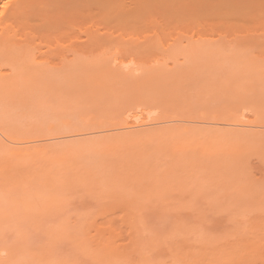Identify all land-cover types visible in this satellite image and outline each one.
<instances>
[{
    "label": "rangeland",
    "instance_id": "rangeland-1",
    "mask_svg": "<svg viewBox=\"0 0 264 264\" xmlns=\"http://www.w3.org/2000/svg\"><path fill=\"white\" fill-rule=\"evenodd\" d=\"M83 4H87L88 7H91L90 3ZM115 4L116 6H118L120 17L122 16L121 18L119 16L118 17L124 24V27L127 26V28L122 27L117 30V27H120L121 25L123 26L122 23H119L121 21L117 20L118 17L117 19L115 18L116 20L113 19V17H109L111 20L115 21V24H112V26L111 24H108L112 21H107L108 19L104 18H102V21H100L101 18L100 20H97L98 24L96 25L99 26L100 24L101 27L107 28L108 30L110 28L109 31H111V29L114 30V32L117 33L116 34L111 31L114 35H119L122 33H128V35H132L133 33V36H136L135 34H138L137 36H139L138 38L140 40L146 39L144 37L148 35V39L150 40L149 42L153 44V46L151 45V47L158 45L157 48H159V50L161 49V51H159L155 46V49H152H157L155 51L157 53L151 52L150 55L147 50L151 47L143 46L145 44L144 43L143 45L141 44V48L145 47V50L143 48L141 50L147 51L145 52L146 55L140 54L142 52L140 50L138 51L140 46H138L137 51H135L133 54L132 50V52H128V49H123L124 47L122 46V51H120L118 54L121 55V57L126 60L127 63H130L127 65L125 64L127 68L130 65L133 68L130 66L131 71H129L130 69H127L125 65V68L124 66L121 67V64V66L119 68H116V70L114 69V58L119 57V55L113 52H115V49H117L115 47H121V44L114 43L113 47L112 44H109V42L107 41V43H105L104 40L103 44L105 43L107 44V46L110 45V47L112 45V49H110L112 50L111 52L110 50L106 51L104 52V55H98V58L97 56L95 58L93 55H89L91 57V60L85 59L86 56L83 59L81 55V57L76 59L75 62L71 61L68 64L70 67H73L75 69L76 73L78 72V74H82L79 80L75 78V71H72L74 69L71 70L70 67L64 68L63 70H54L51 74V81H49L48 87L49 95L53 96V100L52 98H50V96H48L49 99H51L50 101H48V103L51 102L49 103L51 107L48 111L51 115L50 116L48 114V117L50 116L49 119L48 117L46 118V113L44 112L45 106H43V103L41 106L44 107V109L41 106L40 107L42 109L38 106V104L40 105L41 103L40 98L42 99L44 92L46 91V88L44 90L45 85H43L44 87L42 86V84H40L41 86L39 84L29 86L30 80L28 79L27 75L25 76L18 74V76L14 78V80H12L7 86L11 88L14 86L15 90H13V92H17L16 95H21L20 90H22V94L23 92L26 93L23 94V100L20 101L23 106L20 104L21 107H19V102L16 105L15 102L17 101V99L21 100V96H11L13 92L9 91V87H6L7 89L4 92L5 104H7L12 109L16 108L15 111L17 110L15 112V114H17L14 117L16 121L15 119L13 122L11 121L12 123H14L12 125L15 126H11L9 124L8 125L10 126V129L12 127L11 130L13 132L16 131L15 133L18 136H30L33 134H40L43 136L44 132V136H48L49 134L55 133L57 131L63 132L71 129L81 130L94 127L96 128L98 126H103V129L107 128V126L109 128L112 124L119 122L122 117L124 118L126 113L128 114V109L133 108V111L135 107H137V105L142 102L145 104L146 109L148 110L143 113L133 112L134 114L129 117H132L130 119L131 121L140 122L141 120L143 121L146 118L149 119L150 116L151 118H157L156 116H161L160 118H165L169 115H178L186 118L197 117L195 119H199L202 117L211 119L213 117L214 119L217 117L219 119L224 120L230 118L236 120L239 119L241 121L250 118H255L262 123L264 122V64H262V61H264V47H262L260 44L255 45V43H261L260 41L262 40V42H264V26H260L264 23V19H262L263 21H261L259 18L262 17L260 15L264 16L263 3H245L247 7L249 6V10L254 8L250 12H248L247 10L248 14L241 13L242 11H239V14L237 10L241 9H232L234 10L233 13L236 11L239 15H237L236 13L231 15L228 12L230 14L228 16L231 17H220L223 18V21L225 22H229V19H231L230 22L235 23V25H231V23L228 22L227 24L230 25H227L225 22L223 24V22L221 21V23H216L218 21L216 19H218L219 16H213V12L211 11L210 14V12L205 9V7H202V9H205L204 11H199L201 7H197L198 9L195 10L189 7L192 3H164L162 9L160 8L162 4L159 3L160 5L156 6L158 3L156 5H153V3H151V6H149V8L145 7V9H141L142 12H140L141 10H139L137 5L134 6V3H127L128 5H130L129 8L132 7L133 9H129L127 11H123V7L125 6L124 3ZM143 4L144 3H142V5ZM148 4L149 3H147V5ZM176 5L179 6L176 7ZM181 5H183L184 7ZM87 6L85 5L84 7L86 8ZM120 6L121 9H119ZM133 6L136 9V12L138 10L141 14L135 13V15H137V18H139L138 16H140V19L137 20L138 22L132 21L131 19L130 23L129 21L125 20L126 16H124V14L127 12L128 15L131 14V17L134 16ZM138 6L140 7L141 3ZM144 6H141L140 8H144ZM172 6L173 8L175 7V9L177 8V10L179 8V10L182 12L178 13L180 12L178 11V15H173L170 11L169 16L168 14H166V11L169 12L168 10H172ZM238 6L239 5H236V8ZM88 7L86 9H88ZM77 8L78 7H75V10ZM113 8L115 10V5ZM158 8L160 12L159 10H157ZM184 9H188V12ZM227 9L224 10H226L227 12ZM260 9H262L263 12L260 11ZM94 10L95 9H93V11ZM244 10L246 11V9ZM67 11H69L68 13L71 15L74 14V11L72 9ZM130 11L131 13L129 14ZM174 11L175 10H173V12ZM251 12H254L255 15L250 16V14H252ZM85 13L87 12H84L83 14ZM164 13L166 14L165 17H163ZM198 13L200 14L198 15ZM69 14H66L65 17H67ZM75 14L73 15L75 17L72 19L76 20V23L75 21H72L73 24L71 25H77L78 27H76L77 29H79V31L77 29L75 30V26H70L69 23L68 28H64L65 26L62 27L63 25H65V21L59 17V21L57 24H59L61 27L59 25L54 26L55 29L60 27V30H55V34L53 33V29L52 32L51 30H48L49 34L52 33L53 37L57 36L58 39H68V44L75 41L74 38L76 36L74 35L76 33L78 34L79 32H81L79 34H81L82 38H84L86 33L82 31V29L88 31V28H90V25H92V22L90 23L91 20L89 21L88 19L92 18L93 16L90 17L86 14L85 18H88V21L86 22L84 21L85 18L83 16L80 15V18L79 15L76 16ZM94 14H96V12ZM114 14H118L117 11H115ZM257 14H259V16H257ZM141 15L143 17H141ZM179 15L180 19H174L173 16ZM187 15L190 16L187 17ZM247 15L249 16V19ZM148 16L150 18L152 16L151 21ZM240 16H242V19ZM253 16L255 17V19H259H256V21H252L251 17ZM82 17L84 19H82ZM98 17L97 19H99ZM105 17L108 16L105 15ZM238 18L240 19L237 20ZM123 19L125 20L124 22ZM168 19L170 22H167ZM189 19H191L192 22ZM146 21H150V25H148ZM160 21L165 22V24H163V22L161 23ZM260 21L263 23L261 24ZM125 22L127 23L126 26ZM134 22L136 27L133 25ZM131 24L134 26V28L131 26ZM113 25H116V30L115 26ZM231 26H235L233 27L234 29H232ZM239 26L242 28V30L239 28ZM70 27L73 28V31H75H71L70 36H68L69 34L66 32H70ZM258 27H261V29H258ZM225 28L231 31L229 32ZM99 29L100 31L103 30L102 28ZM64 30L66 31L64 32ZM105 30L106 29H104L103 31L105 32ZM157 30L158 33L160 32L159 34L163 36V38L161 36L160 39L162 38V40H164L165 36L167 38V41L170 42L175 37L181 39L177 40L178 42L181 41L184 44L180 45L181 43L174 42L173 40L175 44L178 43L179 46H176L178 50L174 47L175 45L172 46L175 49L171 48V50L168 51L163 50L162 40L157 37L159 35H156L155 37L153 36V34H156L155 32H157ZM255 30H257L258 33ZM243 31H247V33ZM58 32L62 33L58 34ZM224 32L226 34H224L225 36L223 35ZM259 32L262 33L260 34ZM82 33L85 34L83 35ZM250 33L255 34L250 35ZM256 33L257 35H260L257 38ZM217 34L220 36L221 40L220 38L215 39L216 36L219 37ZM229 35L230 37H232L230 38ZM245 35L251 36L249 37L251 39H257L258 42L247 39V41L249 40L255 42H251V44L253 43L255 46L251 44H249L248 46V43H246L247 45H245L248 47L242 45L245 43L244 41H246L243 40L246 39L244 37ZM210 36L211 38L214 36L215 37L211 40V38H209ZM241 36H243L244 38H242ZM169 37L171 39H169ZM192 37L193 39H195V44L197 42L195 47L193 44L194 41ZM199 37H203L205 39L208 38L211 40V43L208 42V39H202V42H198L196 39ZM259 37L262 40L259 39ZM154 38L157 39L155 41V44ZM190 39H192V43ZM241 39L244 43L239 42V40L241 41ZM186 41H189V48L193 47L191 49L192 51L194 50L193 52L190 49L185 48L187 47V43H185ZM156 42L159 43L156 44ZM165 42L166 41H163L165 45H168ZM231 42L233 43L232 45ZM239 44L242 45L243 48L240 47ZM203 46H206L205 48H207V51L206 49H202L204 48ZM104 48L105 47H103V49ZM152 49L151 51H153ZM186 49L190 50V52ZM208 49L210 50L208 51ZM175 50L177 53L174 52ZM202 50L207 54H205ZM213 50H215L216 53ZM196 51L199 54H196ZM219 51L220 54H218ZM116 52H118V49ZM191 52L195 54L196 57H193V54ZM159 53H162V55ZM186 53H188L189 55ZM168 54L171 55L167 56ZM210 54H214L212 55L213 57H211ZM157 55L159 57L162 56V58L164 59V63L166 60H168V62L171 61L174 63L172 64L170 62V64L167 62V64H162L163 62L161 63L160 61L162 59L159 58L161 65H156V67H154V59L158 57ZM165 55L167 57L166 59L164 58ZM176 55L180 59L176 58ZM150 56H154L153 59ZM109 60L110 62H108ZM137 60H139V62ZM151 60L154 64H151ZM102 61H105L104 63H108L102 65ZM145 63L146 65H144V69L147 71H144L147 73L144 72V75L143 73L139 74V76L136 75L139 72L134 71V69L136 68L135 66H139L140 64V67H143V65L141 64ZM149 63L152 65H150L151 67L147 66L149 65ZM111 64H113L114 66ZM75 65L77 66V69H79L78 71L75 68ZM87 66H90L92 69H87ZM69 69L70 73L73 72L71 74L72 78L69 75ZM66 72H68V74ZM123 72L124 74H122ZM131 73L134 76L130 75ZM64 74L70 76L71 82L70 80H68L70 78H68L67 75L66 78L64 77ZM14 81L15 84L12 86ZM19 81H21V83H26L21 85ZM40 81L42 82L43 78ZM16 83H19L20 85L18 84V86ZM31 91L34 95H32ZM8 95H10L11 98L7 99L9 97ZM26 95L30 96V98L34 101H29V98ZM32 96L34 98H32ZM14 97L16 98V100L13 99ZM24 98H26L27 101ZM37 98L40 101H38ZM35 99L38 103L35 101ZM43 101L45 102V98H43ZM23 102L25 104L26 102H28L27 104H30L29 102L32 103L29 105V107H27V105H25ZM35 102L37 103V106L33 107L34 105L32 104H34ZM52 104L55 105V108L54 106H52ZM148 104L152 106H148ZM25 106L27 107V109L32 107L33 109H29V111L33 113L31 114L27 109L26 111ZM22 107H24V109H22ZM149 109H154L155 111L152 110L153 113H149L147 112L150 111ZM121 114H123V116ZM35 116H41V120H45L46 123L45 121L39 122V118L41 117L37 118V121L39 120V124L36 123V118H33ZM17 119H21L25 122H22L21 120ZM33 121L36 124H33ZM18 122H21V125L23 126L19 125ZM41 123H44V126H41ZM25 124L28 126L25 127ZM50 125L52 126V128L55 127V132L50 130L52 129ZM172 125L168 124L166 127L165 124L166 128L162 125L161 128H156L155 130L152 129L151 132H149L150 130H146L144 131V133H141L140 131V135L138 136H135V133H117L119 135L118 136L117 134H113L116 133L114 131L108 132L107 130H101L98 132L100 133L99 135L95 133L93 135L86 136L88 139H85L83 137V139L80 140H78L79 138H72L68 139L67 141L64 140L63 143L62 141L59 142L57 140H52L51 142L48 140L49 142H51L48 144L49 149L53 152L55 150L57 151L58 149L59 151L63 149V152H60L61 155H55V158L58 156V158H56L58 159V161L55 159L53 163L51 161L52 159L50 160V162L48 161L47 163V161L40 156V159L37 158L38 156H35L34 158L27 157L28 159H15L14 157L12 158L8 147L0 143V159L5 162V165L11 166V171L9 172V174L13 176V181H17L20 177L24 179L27 173L28 180L30 178L28 182L29 187L25 185V182L27 181L26 180L25 182H22L23 184L21 183L22 186L17 189L18 191H15L18 192V195L20 194L19 190L21 192V195L23 194V197L20 195L22 198L20 196L17 197L19 198V200H23V205L21 204V202H19L18 208L15 205L16 203L13 202V200L7 205L0 201L4 207L1 204L0 205L5 210L4 211L2 209L0 211V244H2L0 248L7 247L9 249L8 256L12 257V259L9 257L8 259L6 257L8 259L6 263L12 264L13 261L19 260L38 261L42 259L57 258V251L48 246V234L55 232L57 233L58 238L68 246V249L72 252L73 256L78 261H80L81 264H122V262L127 261L128 259L125 258L123 260L115 261L107 260L105 256H100L101 254H95L93 253L94 251L92 252L90 244L87 242V227L92 222L97 221L98 219V221L102 223V225L98 224V227L101 226V228H107L110 227L112 224V226L114 227L113 229H118L122 232L123 235L126 234L124 236L126 238V236L130 234L128 231L130 229L127 230L126 228L128 220L125 221V219H127L126 213L129 211L137 213L140 225L142 226V229L145 232L143 237L144 239L142 241L143 244L141 246L139 245V247H141L139 250V255L144 257L147 251H151L153 257L158 261V264H211V261H214L216 258H219V260L225 259L224 261L229 259L240 261L243 260V255L246 254L245 250H249V247L247 246L249 245L250 240L254 241L253 239L257 238L256 241L264 245V241L260 242L261 238V240L264 239V129L253 130L252 128H245L243 126L242 129V127L240 126L238 128L234 127L235 129H238L237 131H234V129L232 130L231 128V130L234 131L232 132L229 128L230 131L228 132L226 131L228 128L224 126L222 127L210 124L209 126H207L208 124H201L191 126L188 130L186 129L187 131H184L185 128H182L177 125H175L174 127V124ZM65 126H68V129ZM40 127H42V130L40 129ZM44 127L45 130L47 128V132L43 131ZM64 128H66V130H64ZM180 128H182L183 131ZM22 131L24 133H22ZM143 134L145 135V137H143ZM117 137L121 141L122 139L120 137H123V140H125V142L127 143H132L133 140V142L135 141V143L141 144H135V146H132L131 144L127 145V143L126 145H124L125 143L122 142V145H120L121 143L118 141V139H116ZM115 140L116 142L118 141V143H116ZM56 141L58 142V146H55V143H57ZM221 142H224V145L221 144ZM118 144L120 145V148ZM132 144L134 145V143ZM41 145L43 144L41 143ZM63 145L66 148L68 145H86V147H84V149L79 153V155L81 154L80 156L83 157L82 160H84V156L87 157H85L86 160H88L87 166L84 161H80L81 159H79L78 161L80 162H76V164L72 163L73 168H65V165L71 164L67 160L69 159L68 155H70V158L73 159L74 157L79 155H71L68 149L66 151L69 154H67L64 151L65 148L63 147ZM92 146L94 148V151L91 148ZM83 154L84 156H82ZM110 155L114 156V159L113 157L111 158ZM80 156L77 157V159L80 158ZM40 160H42L43 162ZM99 160L100 162H98ZM126 160L129 161L132 166L127 163ZM56 161L58 162L57 164L55 163ZM61 161H63L64 163ZM123 162H126V164L128 165H125ZM47 164H49V167L47 166ZM74 165L77 166L74 167ZM139 165L141 166V168L143 166V172L139 169ZM44 166L46 167L44 168ZM58 166L61 168H59ZM76 167H81L82 171L80 172L79 170L81 169H77ZM83 168L88 171H92L94 175H85L87 178L84 177ZM129 168H131L132 171L134 169V172H129ZM66 169H68L69 171ZM37 170H44L43 173L40 172L42 175L39 173V175L41 176L38 179L36 178L39 176L34 177V175L36 174L34 172ZM139 170L140 173H142V176L139 177L138 180V176H135V171L138 173L136 175H139ZM26 171L27 173L24 175L23 173ZM124 172L125 174L129 172L128 175L131 176V182L128 183V176L127 180L121 179L123 182L126 181V184L125 182L122 183L121 181L119 183H122L120 188L118 187V190H116V185H114L115 187L113 186V180L117 175H120V173L121 177H125L123 176ZM45 173H48L47 175L50 177V179L48 178L49 181L46 180L47 178L45 177ZM58 174L60 177L58 176ZM43 176L45 177L44 183ZM56 176H58V178ZM62 176L64 178L66 176L69 178V180L67 179V177L65 178V180L67 179L69 181V184L66 183V185H62L63 182V184H65L64 178ZM93 182H95L97 186L94 187L95 189H92V185L95 186ZM44 184H46L45 186L47 187H45ZM23 185L28 188V193L25 192L26 188H23ZM122 185L124 186L122 187ZM111 190H115L114 193ZM15 192L14 194H16ZM39 193L41 195H39ZM42 194H44L45 196ZM118 194H120V196L117 197ZM38 195L43 196V198H37ZM50 202L56 205H52ZM37 205L39 206L40 215L34 216L33 211ZM116 205L117 208L114 209V206ZM110 206L113 208L112 211ZM105 207H110V209L106 211V214L103 210L107 209ZM123 208H125V211L123 210ZM102 210L103 213H101ZM113 212L115 214H113ZM103 214L105 217L103 216ZM255 214L258 215L254 217ZM1 215L4 216L1 217ZM259 215H262L260 216L261 218L259 217ZM108 217H110V219H108ZM257 217H259V219ZM104 218H106V221L109 220V223L106 222ZM6 220L12 225V228L15 231V235L10 240H5L3 236V227ZM134 232L136 234L135 230L133 231V233ZM92 233L95 232L92 231ZM254 234L255 237L257 236L256 238L253 237ZM128 240L129 238L125 240L126 242L122 243L126 244ZM244 240L246 241L244 242ZM83 242L86 243L83 244ZM242 242H244L245 244ZM10 251L12 254L10 253ZM234 251H237V253H235ZM229 252L231 253L229 254ZM232 254H234V256L236 255V258L239 257L237 256V254H239L241 256L239 257L240 260L238 258L235 259ZM208 255L210 259H208V257L205 258V256ZM95 256H97V258ZM230 256L232 257V259L230 258ZM259 256L262 257L261 253L259 254ZM260 257H258L259 259L257 258V261L261 260ZM211 258L214 260H212ZM250 258L247 259L251 260L252 258Z\"/></svg>",
    "mask_w": 264,
    "mask_h": 264
},
{
    "label": "bare ground",
    "instance_id": "bare-ground-1",
    "mask_svg": "<svg viewBox=\"0 0 264 264\" xmlns=\"http://www.w3.org/2000/svg\"><path fill=\"white\" fill-rule=\"evenodd\" d=\"M83 3H90V5H91V7L89 6H87V4H85L87 7H88V9H86L84 6V4L82 5ZM115 3H124L125 4V6L123 7V11H127V10H129V9H132V7L131 8H129L130 7V5H128L129 3H134V6L135 5H137V7L139 8V10H143V9H145V7L146 8H149V6H151V3H153V5H156L157 3V5L156 6H159L160 4H162V6L160 7L161 9H162V7H163V4L164 3H174V4H181V3H192L191 4V6H189V7H191V8H193V9H195V10H197L198 8H200V9H202V7L204 8L205 7V9L206 10H208L209 12H210V14H211V11L213 12L212 13V15L213 16H216V17H218L219 16V18L220 17H222V16H224L225 18H226V16L227 17H231V16H228V15H232V14H234V13H236L237 14V12L240 14V12L239 11H242L241 13H247L248 14V12H250L252 9H254V8H252V9H250L249 10V6L247 7L246 6V4L245 3H263L264 4V0H0V143H2L3 145H5L6 147H8V149H9V152H10V155L12 156V158L14 157L15 159H20V158H26V159H28L27 157H31V158H34L35 156L38 158V159H40V157H42L44 160H46L47 161V163H48V161L50 162V160L52 161V163H53V161H55V159L56 158H58V156L55 158V155L56 154H60V152H63V149L61 150V151H59V149L55 152H53L52 150H50L49 149V143H51L52 142V140L53 141H55V140H57V141H59V142H61L62 141V143L64 142V140H68V139H77V138H79L78 140H80V139H83V138H85V139H88L86 136H89V135H93V134H95V133H97L98 135L100 134V133H98L99 131H101V130H107L108 132L109 131H114V132H116V133H113V134H134L135 133V136L137 135H140V131H141V133L143 132L144 133V131H146V130H150L149 132H151V130L153 129V130H155L156 128L158 129V128H161L162 127V125L165 127V124H166V127H167V125L168 124H174V127H175V125H177V126H180V127H182V128H185V130L184 131H187L191 126H194V125H201V124H205V125H207V126H209V124L210 125H215V126H224V127H227L228 129L226 130V131H230L231 130V128H232V130L234 129V131L236 130H238V129H235V128H238V127H249V128H252L253 130H260V129H264V122L262 123V122H260V121H258L257 119H255V118H250V119H247V120H244V121H241V120H236V119H230V118H228V119H219V118H217L216 116V118H214L213 119V117H212V119L211 118H206V117H202V118H199V119H195V118H197V117H195V118H186V117H183V116H178V115H176V116H168V117H162V118H160L161 116H156L157 118H151V116L149 117V115H148V117H149V119L148 118H146L145 120H141L140 122H133V121H131L130 119L132 118H129L132 114H134V113H136V112H141V113H143V112H145L146 110H148V109H146V106H145V104L142 102V103H139L138 105H137V107H135V109L132 111V109L133 108H131V109H128V114L126 113V115H125V117L122 119L121 118V122L119 121V122H117V123H114V124H112L109 128H108V126H107V128H105V129H103L102 127L103 126H98V127H94V128H87V129H81V130H67V131H61V132H55V127L54 128H52V126L50 125V127L52 128V129H50L51 131H54L55 133H52V134H49V132H48V136L46 135V136H44V133H43V136L42 135H40V134H38V131H37V134L38 135H30V136H21V135H17L15 132H13L11 129H12V127H11V129H10V126L9 125H11V126H15V125H12V124H14V123H12L13 121H14V117H15V115L17 114H15V112L17 111H15V109L16 108H14V109H12V108H10L7 104H5V90L7 89L6 87H9V86H7L12 80H14V78H16L17 76H18V74H20V75H27V77H28V79L30 80H27V81H29V83H30V85L29 86H34V85H40V84H42V86L43 85H45V87H44V90H45V88H46V91L44 92V95H43V97H42V95H41V97H42V99L40 98V100H41V103H40V105L38 104V106L40 107L41 105H42V103H43V106H45V113H46V118L48 117V114L50 115V113L48 112L49 111V108L51 107V105H49V103H51V102H49L48 103V101H50L51 99H49V97L48 96H50V98H52L53 96H51V95H49V91H48V87H49V81H51L50 80V77H51V74H52V72L54 71V70H63L64 68H69L70 66L68 65L71 61L72 62H75V60L76 59H78L79 57H81V55H82V58L84 59L85 58V56H86V58L85 59H87V60H91V57L89 56V55H93L95 58H96V56H97V58L99 57V56H101L100 54H102V55H104V52H106V51H109L110 49H112L111 47H112V45H113V47H114V43H117V44H121L120 46L121 47H115V48H117L118 49V52H116L117 51V49H115V52H113V53H119L120 51H122V49L121 48H123V49H128V52L129 51H133V54H134V52L135 51H137V49H138V46H140L139 47V49H138V51L140 50V51H142L141 49L143 48L144 50H145V47H142L141 48V46L145 43H148L150 40L148 39V35H146L144 38H146V39H141V40H143V41H141L138 37L139 36H137L138 34H135L136 36H133V33H132V35H128V33H122V34H119V35H116L117 33L116 32H114V30H112L111 29V31H113L114 33H116L115 35L113 34V32H111V31H109L110 30V28H109V30L107 29V28H103V27H101L100 26V24H99V26L98 25H96V24H98V21L97 20H100V18H101V20L100 21H102V18H104V19H108L107 21H112L111 23H108V24H111V26H112V24H115V21L114 20H111L110 18H112L113 17V19H117V17L119 16L120 17V14H119V11H118V6H116V4ZM128 3V4H127ZM135 3H138V4H135ZM141 3V6H144V8H140L138 5ZM142 3H144L143 5H142ZM147 3H149L148 5H147ZM160 3V4H159ZM5 4H7L8 6L7 7H5L4 5ZM114 5H115V10H114ZM118 5V4H117ZM123 5V4H122ZM121 5V6H122ZM148 7H147V6ZM236 5H239L237 8H236ZM244 5V6H243ZM121 6L119 7V9H121ZM134 6H133V8H134ZM168 6H170V5H168ZM179 6V5H178ZM177 5H176V7H178ZM181 6H183V5H181ZM241 6V7H240ZM255 6H257V5H255ZM75 7H78L77 9H78V11H77V9L75 10ZM93 7V8H92ZM117 7V8H116ZM125 7H126V9H125ZM153 7V6H152ZM151 7V8H152ZM184 7V6H183ZM198 7V8H197ZM233 7V8H232ZM252 7V6H251ZM250 7V8H251ZM259 7V6H258ZM74 8V9H73ZM137 8V9H138ZM157 8V7H156ZM171 8V7H170ZM172 8H173V6H172ZM171 8V9H172ZM229 10H228V9ZM246 9V11L244 10V9ZM262 8V7H261ZM70 9H72L73 11H74V14L76 15V16H78L79 15V17H80V15L81 16H83L84 18H85V15L87 14V16H90V17H92V18H87L89 21H90V23L92 22V25H90V28H88V31H85V29H82V31H84L85 33H86V35H85V37L84 38H82V35L81 34H79V33H81V32H79L78 34L76 33L74 36H76L74 39H75V41H73V42H71V43H67V41H69L68 39L67 40H64V39H58L57 38V36L56 37H53V35H52V33H50L49 34V32H48V30L50 31L51 30V32H52V29H53V33L55 34V30L57 31V30H60L59 28L61 27L59 24H57L58 23V21H59V17L62 19V20H64L65 21V25H63L62 27H64V28H68V26H69V24H70V26H72L71 24H73L72 23V21H75V23H76V20H73L72 18H74L75 16H73V15H71V14H69L68 12L69 11H67V10H70ZM93 9H95L94 11H93ZM108 9V10H107ZM117 9V10H116ZM153 9V8H152ZM186 9V8H185ZM184 9V10H185ZM199 9V11H204L205 9H202V10H200ZM224 9H227V12H226V10H224ZM231 9V10H230ZM232 9H241V10H237V12L235 11L234 13H233V11L234 10H232ZM257 9H259V8H257ZM90 10H92V11H89ZM133 10V9H132ZM142 10L140 11V12H142ZM148 10V9H147ZM157 10H159V8L157 9ZM173 10H177V8L175 9V7L172 9V10H168L169 12H167L166 11V14H168L169 16H170V11L172 12L171 14H173V15H178V13H181L182 11H180L179 10V8H178V10L175 12H173ZM188 10V9H187ZM187 10H185V11H187ZM224 10V11H223ZM247 10H248V12H247ZM109 13H108V12ZM115 11H117V13L119 14H114V12ZM150 11V10H149ZM152 11H156V10H152ZM178 11H180V12H178ZM194 11V10H193ZM225 12V13H223V12ZM230 11H232V12H230ZM260 11H262V9H260ZM264 11V10H263ZM262 11V12H263ZM65 12H66V14H69L67 17H65L66 16V14H65ZM84 12H87V13H85V14H83ZM89 12V13H88ZM96 12V14H94ZM106 12H107V14H106ZM139 11L137 10V12H136V9L134 8V16H132L131 17V11L129 12V14L130 15H128L127 14V12L124 14V16H126V19L125 20H127V21H129L130 22V20L132 19V21H137L138 19H140V16H138L139 18H137V15H135V13H137V14H141L140 12L138 13ZM159 12H160V10H159ZM178 12V13H177ZM188 12V11H187ZM186 12V13H187ZM197 12V11H196ZM219 12H221V13H219ZM230 14H229V13ZM255 12V11H254ZM254 12H251L252 14H250V16L251 15H255V13ZM78 13V14H77ZM121 13V12H120ZM184 13V12H183ZM182 13V14H183ZM215 13V14H214ZM217 13H218V15H217ZM83 14V15H82ZM89 14V15H88ZM145 14V13H144ZM143 14V15H144ZM157 14H158V12H157ZM156 14V15H157ZM160 14V13H159ZM166 14L164 13V16L163 17H165L166 16ZM189 14V13H188ZM200 13H198V15H199ZM221 14V15H220ZM235 14V15H236ZM239 14H237V15H239ZM261 14V13H260ZM263 14H264V12H263ZM105 15L106 16H108V17H105ZM122 15H123V13H122ZM133 15V14H132ZM162 15H163V13H162ZM186 15V14H185ZM201 15H203V14H201ZM63 16H64V19H63ZM73 16V17H72ZM99 16V17H98ZM128 16V17H127ZM190 16V15H189ZM188 15H187V17H189ZM205 16V15H204ZM242 16H243V14H242ZM242 16H240L241 17V19H242ZM245 16V15H244ZM248 16V15H247ZM257 16H259V14H257ZM256 16V17H257ZM260 16H262V17H259L260 18V20L261 21H263L262 19H264V16L263 15H260ZM82 17V19H84ZM97 17L99 18V19H97ZM110 17V18H109ZM118 17V19L117 20H119V21H121L120 20V18L122 17H120L119 18ZM135 17V18H134ZM141 17H143L142 15H141ZM146 17H147V15H146ZM149 17V16H148ZM174 17V19L176 18V19H180V15L179 16H173ZM177 17H179V18H177ZM254 17V16H253ZM253 17H251V20L253 21H256V19H255V17L253 18ZM65 18H66V20H65ZM81 18V17H80ZM128 18V19H127ZM130 18V19H129ZM137 18V19H136ZM151 18H152V16H151ZM151 18L149 17V19H150V21H151ZM168 18H170V17H168ZM172 18V17H171ZM216 19V20H218L216 23H218V22H223V24H224V22L225 21H223L224 19L223 18H220V19ZM258 18V19H259ZM86 18L84 19V21H88ZM115 19V20H116ZM165 19V18H164ZM201 19H202V17H201ZM208 19V18H207ZM240 18H238L237 20H239ZM247 19V18H246ZM248 19H249V16H248ZM257 19V20H258ZM78 20V19H77ZM94 20V21H93ZM124 19H123V22L125 21ZM143 20V19H142ZM141 20V21H142ZM146 20V19H145ZM161 20V19H160ZM190 21H191V19H189ZM204 20H205V17H204ZM230 21H231V19H229ZM83 21V20H82ZM83 21V22H84ZM118 21V22H119ZM144 21V20H143ZM147 21H148V18H147ZM146 21V22H147ZM149 21V22H150ZM164 21V20H163ZM163 21H160L161 23L163 22ZM193 21H195V20H193ZM228 22V23H231V25H235V23H233V22ZM233 21V20H232ZM242 21V20H241ZM260 21V22H261ZM56 22V23H55ZM80 22V21H79ZM104 22V21H103ZM138 22V21H137ZM149 22H147L148 23V25H150V23ZM167 22H170L169 21V19H168V21ZM173 22H175V21H173ZM181 22H183V21H181ZM192 22V21H191ZM197 22V21H196ZM204 22V21H203ZM220 22V23H221ZM227 22H225L226 24H227ZM264 22V21H263ZM263 22H261V24L263 23ZM55 23V24H54ZM69 23V24H68ZM120 24L122 23V21L121 22H119ZM131 23V22H130ZM146 23V24H147ZM152 23V22H151ZM158 23H159V21H158ZM177 23H178V21H177ZM239 23V22H238ZM64 24V23H63ZM66 24H67V26H66ZM81 24V23H80ZM102 24V23H101ZM103 24H107V23H103ZM119 24V25H120ZM123 24V23H122ZM126 22H125V26H126ZM129 24V23H128ZM163 24H165V22H163ZM170 24V23H169ZM168 24V25H169ZM264 24V23H263ZM260 25L261 27L262 26H264V25ZM56 25H59L60 27L59 28H56L55 29V26ZM82 25V24H81ZM135 27H136V25H135V22H134V24H133ZM132 24H131V26L134 28V26H133ZM156 25V24H155ZM162 25V24H161ZM227 25H230V24H227ZM73 26H75V25H73ZM72 26V27H73ZM77 26V25H76ZM75 26V30L77 29V27ZM113 26H115V30H116V25H113ZM152 26V25H151ZM154 26V25H153ZM224 26H226V25H224ZM58 27V26H57ZM127 28V26L126 27H124V24H123V26L121 25L120 27H117L118 29L117 30H119L120 28ZM129 27V26H128ZM233 27H235V26H231V28L232 29H234ZM261 27H258V29H261ZM63 28V29H64ZM71 28V27H70ZM69 28V29H70ZM99 28H102L103 30L104 29H106L105 30V32L103 31H100V29ZM239 28L242 30V28L239 26ZM62 29V30H63ZM72 29V30H71ZM70 29V32L69 31H67L66 33H68L67 35L68 36H70V33H71V31H73V28H71ZM220 29H223V28H220ZM219 29V30H220ZM227 31H229V29H227V28H225ZM251 29V28H250ZM249 29V30H250ZM253 29V28H252ZM255 29V28H254ZM67 30V29H66ZM66 30H64V32L66 31ZM74 30V31H75ZM78 31H79V29H77ZM86 30H87V28H86ZM248 30V31H249ZM263 30V29H262ZM73 31V32H74ZM81 31V30H80ZM155 31V30H154ZM222 31V30H221ZM225 31V30H224ZM231 31V30H230ZM229 31V32H230ZM256 32H257V30H255ZM47 32H48V34H47ZM72 32V33H73ZM243 32H246L247 33V31H243ZM59 33H62V32H58V34ZM84 33V34H85ZM156 34L154 35L153 34V36L155 37L156 35H159V36H157L159 39H160V37L162 36L161 34H159L158 33V30H157V32H155ZM180 33V32H179ZM251 33H252V31H251ZM250 33V35H253V34H255V33H253V34H251ZM258 33V32H257ZM257 33H256V38L258 37V36H260V35H257ZM260 34L262 33V32H259ZM74 34V33H73ZM83 34V33H82ZM83 34V35H84ZM125 34V35H124ZM216 34V33H215ZM215 34H213V35H215ZM225 34V32L223 33V35ZM249 34V33H248ZM247 34V35H248ZM66 35V34H65ZM64 35V36H65ZM81 35V36H80ZM115 37H114V36ZM150 35V34H149ZM212 35V34H211ZM218 35V34H217ZM226 35V34H225ZM224 35V36H225ZM243 35V34H242ZM247 35H245L244 37L246 38V39H243V40H246V41H244L243 42V40L241 39V41L239 40V42H243L244 44H242V45H247L246 43H248V46H249V44H251V42H253V41H247V39H250V40H254L255 42H258L257 41V39H254V38H249V37H251V36H247ZM263 35H264V33H263ZM262 35V36H263ZM151 36V35H150ZM219 36V35H218ZM255 36V35H254ZM254 36H252V37H254ZM262 36H261V38H262ZM72 37V36H71ZM156 37V38H157ZM215 37V36H214ZM214 37H212V38H214ZM229 37H230V35H229ZM228 37V38H229ZM232 37V36H231ZM230 37V38H231ZM242 38H244L243 36H241ZM264 37V36H263ZM60 38V37H59ZM73 38V37H72ZM140 38H142V37H140ZM156 38H154V44H155V41L157 40ZM162 38H163V36H162ZM162 38L160 39V40H162ZM195 38V37H194ZM201 40H200V39ZM199 38H197L196 40L198 41V42H202V39L204 40L205 38H203V37H199ZM209 38H211V36L209 37ZM212 38H211V40H212ZM216 38H220V36L219 37H215V39ZM229 38V39H230ZM260 37H259V39H261ZM78 39V40H77ZM169 39H171L170 37H169ZM178 38H173V40H174V42H178V40H181V39H178ZM192 39H193V37H192ZM192 39H190V41L192 40ZM208 38H206L205 40H207ZM73 40V39H72ZM104 40H105V43H107V42H109V44H112L111 45V47H110V45L109 46H107V44H103V42H104ZM140 42H139V41ZM173 40L172 41H167V38L164 36V40H162V44H163V50H166V51H168V50H171V48L172 49H175V48H177L176 46H179L178 45V43H181L180 45H182V44H184L183 42H178L177 44H175L174 42H173ZM177 40V41H176ZM184 40V39H183ZM182 40V41H183ZM195 39H193V41H194ZM209 41L208 42H210L211 43V40L210 39H208ZM220 40H221V38H220ZM231 40V39H230ZM229 40V41H230ZM262 40V39H261ZM101 41H102V45H101ZM107 41V42H106ZM163 41H166L165 43L166 44H168V45H165L164 43H163ZM193 41H191V43L193 42ZM216 41H218V40H216ZM216 41H214V42H216ZM260 41V40H259ZM263 41V40H262ZM262 41H260L261 43H255V42H253V43H255V45H261L262 47H264V42H262ZM143 42V43H142ZM167 42H169V43H167ZM189 42V41H188ZM188 42L186 41L185 43H187L186 44V46L187 47H185V48H188V49H192L191 47L189 48V45H188ZM204 42V41H203ZM129 43V44H128ZM159 43V42H158ZM157 42H156V44H158ZM161 43V42H160ZM172 43H174V44H172ZM213 43V42H212ZM251 44V45H254V44ZM124 44V45H123ZM125 44H126V46H125ZM130 45V46H128V45ZM139 44V45H138ZM142 44V45H141ZM143 45V46H146V47H151V45L153 46V44L151 43V42H149L148 44H146V45ZM190 44V43H189ZM194 47L196 46V44H197V42H196V44H195V41H194ZM233 43L231 42V45H232ZM173 45H175L174 47H172ZM204 45V44H203ZM240 45V44H239ZM242 45H240V47H242ZM250 45V46H251ZM254 45V46H255ZM102 46V47H101ZM123 46V47H122ZM131 46H137L136 47V49H135V47L133 48V47H131ZM156 46V45H155ZM155 46L154 47H151V48H147L146 50L150 53V55H151V52H154V53H157V52H155L157 49L159 50V48H157V46H156V50H154L155 49ZM171 46V47H170ZM248 46H245V47H248ZM103 47H105L104 49H103ZM110 47V48H109ZM199 47V46H198ZM204 48H202V47H200V48H202V49H206V51H207V48H205L206 46H203ZM101 48H102V50H101ZM152 48H154V49H152ZM161 48V47H160ZM235 48V47H234ZM243 48V47H242ZM113 49V50H114ZM121 49V50H120ZM151 49L153 50V51H151ZM247 49V48H246ZM150 50V51H149ZM177 50H178V48H177ZM181 50V49H180ZM183 50V49H182ZM187 50V49H186ZM190 50H187V51H189L190 52ZM197 50V49H196ZM210 49H208V51H209ZM99 51V52H98ZM101 51V52H100ZM103 51V52H102ZM112 50H110V52H111ZM131 51V52H132ZM147 51H142L141 53L140 52H138V53H140V54H145V52H147ZM159 51H161V49L159 50ZM192 51V50H191ZM194 51V50H193ZM192 51V52H193ZM198 51V50H197ZM196 51V54H199L198 52ZM203 51V50H202ZM214 52H215V50H213ZM263 51V50H262ZM174 52H176V50L174 51ZM173 52V53H174ZM191 52V53H192ZM204 52V51H203ZM212 52V51H211ZM97 53H99V54H97ZM137 53V52H136ZM135 53V54H136ZM166 53V52H165ZM177 53V52H176ZM205 54H207L206 52H204ZM216 53V52H215ZM222 53V52H221ZM228 53V52H227ZM159 54H161L162 55V53H159ZM167 54V53H166ZM186 54H188V53H186ZM185 54V55H186ZM193 54V53H192ZM191 54V55H192ZM218 54H220V51H219V53ZM89 57H88V56ZM99 55V56H98ZM106 55V54H105ZM113 55H116V54H113ZM119 55V54H118ZM117 55V56H118ZM131 55V54H130ZM146 55V54H145ZM163 55H164V53H163ZM169 55H171V54H168L167 56H169ZM189 55V54H188ZM212 55H214V54H210V56L211 57H213ZM226 55V54H225ZM84 56V57H83ZM108 56V55H107ZM106 56V57H107ZM123 56V55H122ZM148 56H149V54H148ZM155 56V55H154ZM153 56V57H154ZM158 56V55H157ZM177 56V55H176ZM175 56V57H176ZM193 57H196V55L195 54H193L192 55ZM207 56V55H206ZM217 56V55H216ZM88 57V58H87ZM151 57V56H150ZM153 57H151L152 59H153ZM164 57V56H163ZM122 57H121V55H119V57H115L114 59H115V61H114V65L113 64H111V65H113L114 66V69H116V68H119L120 66H121V64H122V66L121 67H123L125 64L127 65V64H130V63H127L126 62V60H124L123 58L121 59ZM150 58V59H151ZM159 58L160 59H162V60H160L161 61V63L163 62V58H162V56H158V57H156L155 59H154V63H153V61L151 60V64H154L153 66L154 67H156V65L157 66H159V65H161L160 64V61H159ZM165 59L167 58L166 57V55H165V57H164ZM170 58H173V57H170ZM176 58H178V56L176 57ZM185 58V57H184ZM187 58V57H186ZM198 58V57H197ZM149 59V60H150ZM178 59H180V58H178ZM235 59V58H234ZM187 60H189V59H187ZM138 62H139V60H137ZM177 61V60H176ZM105 62V61H104ZM103 61L101 62L102 63V65H104V64H106V63H108V62H110V60L108 61V62H106V63H104ZM130 62V61H129ZM131 62H132V59H131ZM133 62H134V60H133ZM148 62V61H147ZM159 62V63H158ZM167 62H168V60H166L165 61V63L163 62L162 64H167ZM171 62V61H170ZM170 62H168V63H170ZM99 63H100V61H99ZM157 63V64H156ZM172 64L174 63V62H171ZM170 63V64H171ZM92 64H93V61H92ZM110 64V63H109ZM148 64V63H147ZM150 63H149V65H147L148 67L151 65ZM175 64H177V63H175ZM77 65V64H76ZM75 65V66H76ZM95 65V64H94ZM97 65V64H96ZM110 65V66H111ZM125 65V66H126ZM136 65V64H135ZM141 65H143V67L141 66L140 67V64H139V66H135L134 68V71H137V72H139V73H137L136 74V72H135V74L136 75H138L139 76V74H142L143 73V75H144V72L145 71H147V70H145L144 69V65H146V63L145 64H141ZM91 66V65H90ZM90 66H87L86 68L87 69H89V68H91ZM112 66V67H113ZM116 66H118V67H116ZM125 66H124V68H125ZM131 66V65H130ZM130 66L127 68V66H126V68L127 69H130L129 71H131V68H130ZM152 66V65H151ZM150 66V67H151ZM111 67V68H112ZM132 67V66H131ZM76 69H77V66L75 67ZM79 68V67H78ZM133 68V67H132ZM70 69L72 70V69H74L73 67H70ZM70 69H69V73H70ZM92 69V68H91ZM79 69H77V71H78ZM117 70V69H116ZM119 70V69H118ZM145 70V71H144ZM72 71H75V69L74 70H72ZM71 71V72H72ZM123 71V70H122ZM125 72V71H124ZM124 72L122 73V74H124ZM133 72V71H132ZM61 73V72H60ZM67 74H68V72H66ZM73 73V72H72ZM72 73H70L69 75L71 76V78H72ZM75 74H74V76H76L75 78H77V80H79V78L82 76V74L80 75V73L78 74V72L76 73V71L74 72ZM127 73V72H126ZM125 73V74H126ZM145 73H147V72H145ZM66 74V75H67ZM62 75V74H61ZM66 75L64 74V77L66 78ZM69 75H67V77L68 78H70V76ZM130 75H133L132 73L130 74ZM143 75H141V76H143ZM79 76V77H78ZM134 76V75H133ZM43 78V81L41 82L40 80ZM71 78L70 79H68V80H70V82H71ZM18 79V78H17ZM17 79H16V81H17ZM20 80V79H19ZM67 80V79H66ZM76 80V79H75ZM76 80V81H77ZM20 82V84L22 85V84H25V83H21V81H19ZM15 84V81L13 82V84H12V86ZM17 85L19 84V83H16ZM19 84V85H20ZM59 84V83H58ZM18 85V86H19ZM60 85V84H59ZM17 86V87H18ZM41 86V85H40ZM63 86V85H62ZM20 87H22V86H20ZM26 87V86H25ZM38 87V86H37ZM57 87V86H56ZM19 88V87H18ZM12 89V90H11ZM27 89H28V85H27ZM13 90H15L14 89V86L11 88V87H9V91H11V92H13ZM21 91V95H16V93L17 92H13L12 93V95L11 96H21V100H19V99H17V101L15 102L16 103V105H17V103H18V105H22L23 106V104L22 103H20V101H22L23 100V98H22V96H23V94H26V93H24L23 92V94H22V90H20ZM25 91V90H24ZM38 92H39V90H38ZM31 93H32V95H34L33 94V92L31 91ZM61 93V92H60ZM8 94H10V93H8ZM13 94H15V95H13ZM28 95H29V93H28ZM28 95H26L29 99V101H34V100H32L31 98H30V96H28ZM37 95V94H36ZM39 95V94H38ZM9 96V97H8ZM7 97V99H9V98H11V96L10 95H8ZM26 97V98H27ZM26 98H24L26 101H27V99ZM32 98H34L33 96H32ZM43 98H45V102H46V104H45V102L43 101ZM13 99H15L16 100V98L14 97ZM38 99V98H37ZM39 99H38V101H40ZM52 100H53V98H52ZM56 100V99H55ZM10 101H11V99H10ZM14 101V100H13ZM35 101H36V99H35ZM43 101V102H42ZM37 102V101H36ZM34 103V104H32V105H34L33 107H35V106H37V103ZM24 103V102H23ZM28 102H26V104L25 105H27V107H29V105L32 103V102H29L30 104H27ZM12 104H13V102H12ZM21 105L19 106V107H21ZM52 106H54V108H55V105L54 104H52ZM148 106H152V105H149L148 104ZM27 107L25 106V110L27 109ZM42 107V106H41ZM40 107V108H41ZM43 109H44V107H42ZM41 108V109H42ZM22 109H24V107H22ZM30 110L31 109H33L32 107L31 108H29ZM29 109H27L28 111H29ZM156 109V108H155ZM25 110H24V113H25ZM26 110V111H27ZM54 110H56V109H54ZM150 110V109H149ZM152 110H154V109H152ZM152 110H150V111H147V112H149V113H153V111ZM56 111H58V110H56ZM155 111V110H154ZM31 114L33 113V112H31V111H29ZM134 112V113H133ZM157 112V111H156ZM28 113V112H27ZM140 113V114H141ZM54 114V113H53ZM53 114H52V116H53ZM124 114V113H123ZM123 114H121L122 116H123ZM27 115V114H26ZM55 115V114H54ZM161 115V114H160ZM20 116V115H19ZM51 116V115H50ZM49 116V117H50ZM153 116V115H152ZM248 116V115H247ZM29 117H31V116H29ZM39 117H41V116H39ZM38 116L36 117H33L35 120H36V123H38V121H37V118H39ZM49 117H48V119H49ZM93 117H95V116H93ZM92 117V118H93ZM136 117V116H135ZM192 117V116H191ZM16 118H17V116H16ZM20 118V117H19ZM91 118V119H92ZM129 118V119H128ZM40 119V121L39 122H41V121H43V120H41L42 119V117L41 118H39ZM94 119V118H93ZM144 119V118H143ZM17 120H21V119H17ZM29 120H31V119H29ZM33 120V119H32ZM34 120V121H35ZM69 120V119H68ZM122 120H124V121H122ZM12 121V122H11ZM15 121H16V119H15ZM22 121V120H21ZM33 121V122H34ZM45 121V120H44ZM43 121V122H44ZM139 121V120H138ZM22 122H25V121H22ZM30 122V121H29ZM35 122L33 123V124H36ZM45 123H46V121H45ZM68 123V122H67ZM73 123V122H72ZM8 126H7V125ZM18 124L19 125H21V122H18ZM31 124V123H30ZM29 124V125H30ZM39 124V123H38ZM44 124V123H43ZM42 123L40 124L41 126H44ZM74 124V123H73ZM72 124V125H73ZM46 125V124H45ZM76 125V124H75ZM21 126H23V125H21ZM28 125H26L25 124V127H27ZM173 126V125H172ZM171 126V127H172ZM176 126V127H177ZM35 127V126H34ZM33 127V128H34ZM38 127V126H37ZM66 127V126H65ZM68 127V126H67ZM66 127V128H67ZM165 127V128H166ZM199 127V126H198ZM235 127V128H234ZM243 127H242V129H243ZM42 127H40V129H41ZM66 128H64V130H66ZM69 128H70V126H69ZM182 128H180L181 130H182ZM216 128H218V127H216ZM229 128H230V130H229ZM244 128V129H245ZM249 128H247V129H249ZM14 129V128H13ZM37 129V128H36ZM40 129H38V130H40ZM49 129V128H48ZM68 129V128H67ZM187 129V130H186ZM226 129V128H225ZM241 129V130H242ZM42 130V129H41ZM231 130V131H232ZM23 131H25V130H23ZM22 131V133H24ZM43 131H46L47 132V128H46V130H45V127H44V130ZM183 131V130H182ZM225 131V130H224ZM234 131H232V132H234ZM18 132V131H17ZM103 132V131H102ZM137 132H138V134H137ZM259 132V131H258ZM264 132V131H263ZM19 133V132H18ZM40 133V132H39ZM117 134V135H118ZM179 134V133H178ZM29 135V134H28ZM144 135V134H143ZM142 135V136H143ZM176 135H177V133H176ZM119 136V135H118ZM121 136V135H120ZM231 136V135H230ZM81 137V138H80ZM83 137V138H82ZM93 137V136H92ZM143 137H145V135L143 136ZM121 139H122V141L117 137L116 139H118V141L121 143L120 145H122V142H124L125 144L124 145H126V143L127 142H125V140H123L124 138L123 137H120ZM142 138V137H141ZM132 139V138H131ZM47 140V141H46ZM51 141V142H49V141ZM45 141V142H44ZM56 141V142H57ZM77 141V140H76ZM118 141L116 142V140H115V142L116 143H118ZM129 141V140H128ZM142 141V140H141ZM44 142V143H43ZM48 142V143H47ZM114 142V143H115ZM41 143L43 144V145H41ZM47 143V144H46ZM55 143V142H54ZM132 143H134V145L132 144ZM132 143L131 142H128L127 143V145L129 144H131L132 146H135V144H137V143H135V141L133 142V140H132ZM224 142H221V144H223ZM46 144V145H45ZM56 145L55 146H58V142L57 143H55ZM61 144V143H60ZM66 144V143H65ZM139 144V143H138ZM137 144V145H138ZM141 144V143H140ZM139 144V145H140ZM225 144H226V142H225ZM119 145V144H118ZM120 145H119V148H120ZM123 145V146H124ZM224 145V144H223ZM48 146V147H47ZM60 146V145H59ZM86 146V145H85ZM63 147H64V145H63ZM63 147H61V148H63ZM90 147V146H89ZM117 147V146H116ZM127 147V146H126ZM60 148V149H61ZM65 148V152L67 153V154H69L66 150H67V148L66 147H64ZM92 149H93V151H94V148H93V146L91 147ZM91 148H90V151H91ZM134 148V147H133ZM59 151V152H58ZM117 151V150H116ZM125 153V152H124ZM61 155V154H60ZM79 155V154H78ZM81 155V154H80ZM79 155V156H80ZM122 155V154H121ZM20 156V157H19ZM25 156V157H24ZM40 156V157H39ZM79 156H76V157H74V159L73 158H70V155H68V157H69V159H67L68 160V162H70L71 164H67V165H65V168L67 167V168H70V167H72L73 168V165H72V163L73 164H76V162H80V161H84L85 162V164H86V166H87V161L88 160H86V156H84V154L82 155V156H84V160H82L83 159V157H81L80 156V158H78L77 159V157H79ZM111 156V158L113 157V159H114V156H112V155H110ZM17 157V158H16ZM53 157V158H52ZM86 157V158H85ZM31 158H29V159H31ZM122 158V157H121ZM125 158V157H124ZM73 159V160H72ZM79 159H81L80 161H78ZM57 161H58V159H56ZM86 160V161H85ZM117 160V159H116ZM115 160V161H116ZM40 161H42V160H40ZM45 161V162H46ZM55 162L56 164L58 163V162ZM59 161H60V158H59ZM75 161V162H74ZM114 161V160H113ZM112 161V162H113ZM124 161V160H123ZM127 161V160H126ZM43 162V161H42ZM61 162H63V161H61ZM65 162H67V161H65ZM98 162H100V160L98 161ZM117 162V161H116ZM64 163V162H63ZM125 165H128V164H126V162H123ZM127 163H129L130 164V162L129 161H127ZM44 164V163H43ZM42 164V165H43ZM80 164V163H79ZM100 164V163H99ZM123 164V165H124ZM45 165V164H44ZM72 165V166H71ZM131 166H132V164H130ZM129 165V166H130ZM47 166L49 167V164H47ZM59 166H60V163H59ZM58 166V167H59ZM75 166H77V165H74V167ZM140 166V165H139ZM138 166V167H139ZM11 166H9V165H5V162L2 160V159H0V189H3V187H4V180H5V169H7V178H8V181H9V184H10V187L12 188V190H13V192H15L17 189H19L20 188V186H22L21 185V183L22 182H25L26 180V182H25V185L27 186V187H29V185H28V182H29V180H30V178H29V180H28V173H27V171L26 172H24L23 174L25 175L26 173V177H24V179L22 178V177H20V178H22V179H18L17 181H13V176H11L10 174H9V172L11 171V168H10ZM46 166H44V168H45ZM83 167V166H82ZM85 167V166H84ZM117 167V166H116ZM126 167H128V166H126ZM43 168V169H44ZM59 168H61V167H59ZM77 169H81V167H76ZM123 168V167H122ZM38 169H39V167H38ZM63 169H64V165H63ZM84 169V168H83ZM130 169V170H129ZM129 169H127V170H129V172H131L132 171V169L131 168H129ZM135 169H138V168H135ZM139 169L143 172L144 170V168H143V166H142V168H141V166L139 167ZM45 170V169H44ZM44 170L43 171H39V170H37V171H35L34 173H36L37 174V172H38V174L36 175H34V177H37V176H39V177H37L36 179H38V178H40V176L42 175L41 173H43L44 172ZM48 170V169H47ZM66 170H68V169H66ZM72 170V169H71ZM71 170H70V173H71ZM74 170V169H73ZM86 169H84V177H86V176H93L94 174H93V172L92 171H88V170H86ZM122 170H124V169H122ZM140 170H139V175H136V174H138L136 171H135V176H138V180H139V177H141L142 176V173H140ZM61 171V170H60ZM69 171V170H68ZM76 171V170H75ZM80 172L82 171V169L81 170H79ZM41 172V173H40ZM48 172V171H47ZM129 172L127 173V174H125V172L123 173V176H125V177H121V173H120V175H117L115 178H114V180H115V182H114V180H113V186L114 185H116V190H118L117 188L119 187L120 188V186H121V184L122 183H124L125 182V184H126V181H122L121 179H123V180H127V176H128V183L129 182H131L130 180V177L131 176H129L128 174H129ZM132 172H134V169H133V171ZM39 173L41 174V175H39ZM49 173V172H48ZM47 173V174H48ZM65 173H67V172H65ZM29 174H30V172H29ZM46 173H45V177L47 178L46 180L47 181H49V179H50V177L47 175ZM61 174V173H60ZM62 174H64V173H62ZM73 174V173H72ZM100 174V173H99ZM112 174V173H111ZM119 174V173H118ZM141 174V175H140ZM24 175H22V176H24ZM86 175V176H85ZM114 175H115V173H114ZM130 175H131V173H130ZM33 176V175H32ZM58 176H59V174H58ZM58 176H56L57 178H58ZM29 177H31V176H29ZM44 176H43V183L45 182L44 180V178H45ZM60 177V176H59ZM63 177V176H62ZM67 177V176H66ZM65 177V178H66ZM112 177V176H111ZM27 178V179H26ZM49 178V179H48ZM64 178V177H63ZM65 178H64V181H65V184H63L62 183V185L64 186V185H66V183H68L69 184V178L67 177V179L65 180ZM87 178V177H86ZM95 179V178H94ZM111 179V178H110ZM58 180V179H57ZM71 180V179H70ZM112 180V179H111ZM55 181V180H54ZM93 181V180H92ZM95 181V180H94ZM122 181V183L121 184H119L120 182ZM56 182V181H55ZM59 182H60V180H59ZM134 182V181H133ZM53 183V182H52ZM94 183V185L95 186H93L92 185V189L94 188V187H97L96 186V184H95V182H93ZM99 183V182H98ZM23 184V183H22ZM102 184V183H101ZM119 184V185H118ZM46 184H44V186H45ZM118 185V186H117ZM109 186V185H108ZM112 186V185H111ZM124 185H122V187H123ZM243 186V185H242ZM241 186V187H242ZM45 187H47V186H45ZM100 187V186H99ZM115 187V186H114ZM128 187V186H127ZM240 187V188H241ZM23 188H26L24 185H23ZM125 188V187H124ZM27 189L28 188H26V190H25V192H27ZM95 189V188H94ZM106 189V188H105ZM99 190V189H98ZM120 190V189H119ZM128 190V189H127ZM18 191V190H17ZM111 191H113V190H111ZM115 191V190H114ZM114 191H113V193H114ZM100 192V191H99ZM127 192V191H126ZM16 194L18 193V192H15ZM19 195L17 194H15L16 196L14 197V199H13V202H15L16 204V206L18 207V204H19V202H21V204L23 205V203H22V199H20L19 200V198H17L18 196H20L21 195V192H20V190H19ZM28 193V192H27ZM41 193V192H40ZM39 193V195H41ZM43 193V192H42ZM119 193V192H118ZM121 193V192H120ZM30 194V193H29ZM117 194V193H116ZM115 194V195H116ZM124 194V193H123ZM23 195V194H22ZM21 195V196H22ZM38 195V197L37 198H43V196H39ZM42 195H44V194H42ZM125 195V194H124ZM20 196V197H21ZM31 196H32V194H31ZM45 196V195H44ZM118 196H120V194H118L117 195V197ZM122 196V195H121ZM23 197V196H22ZM21 197V198H22ZM54 197V196H53ZM32 198V197H31ZM36 198V199H37ZM24 199V198H23ZM35 199V200H36ZM45 199H46V197H45ZM50 199V198H49ZM51 199H53V198H51ZM37 202V201H36ZM3 203V202H2ZM1 202H0V204L3 206V204H2ZM51 203V202H50ZM122 203V202H121ZM120 203V204H121ZM52 204V203H51ZM0 205V206H1ZM35 205V204H34ZM52 205H56V204H52ZM111 205V204H110ZM125 205V204H124ZM2 206L0 207V211L3 209L4 210V208H2ZM21 206V205H20ZM123 206V205H122ZM4 207V206H3ZM28 207V206H27ZM34 207V206H33ZM111 207V206H110ZM110 207H105V208H107V209H103L104 211H105V214H106V211L107 210H109L110 209ZM121 207V206H120ZM119 207V208H120ZM16 208V207H15ZM19 208V207H18ZM26 208V207H25ZM32 208V207H31ZM115 208H117V205L116 206H114V209ZM24 209V208H23ZM112 207H111V211H112ZM103 210H102V212L101 213H103ZM122 210V209H121ZM123 210L125 211V208H123ZM5 211V210H4ZM1 213V212H0ZM108 213H110V212H108ZM113 214H115L114 212H113ZM113 214H111V215H113ZM126 215H127V219H125V221H127L128 222V224H126V228H127V230L128 229H130V230H128L129 231V233L130 234H128L129 235V237H128V235L126 236V238L124 237L125 235H123L122 234V232L121 231H119L118 229H113L114 227L112 226V224H111V226L110 227H107V228H101V226L100 227H98L100 224L102 225V223L100 222V221H98V219H97V221H94V222H92L87 228L89 229H87V233H88V237H87V242L90 244V248H91V250H92V252L93 253H95V254H101L100 256H105V258L107 259V260H123V259H128L129 260V258L130 259H133V258H135V259H137V260H139V259H141V258H143L142 256H140L139 254H140V252H139V250H140V248L141 247H139V245L141 246L143 243H142V241H143V237H144V231H143V229H142V226L140 225V221H139V217H138V215H137V213H134V212H132V211H129V212H127L126 213ZM256 215H258V214H255V216L254 217H256ZM2 216H4V215H1V217ZM103 216H104V214H103ZM260 216H262V215H259V217ZM101 217V216H100ZM105 217V216H104ZM253 217V216H252ZM251 217V218H252ZM259 217H257L258 219H259ZM261 218V217H260ZM100 219V218H99ZM105 219V221H106V218H104ZM108 219H110V217H108ZM96 220V219H95ZM101 220V219H100ZM253 220H255V219H253ZM261 220V219H260ZM263 220V219H262ZM257 221V220H256ZM100 222V223H99ZM106 222H108L109 223V220L108 221H106ZM260 222H262V221H260ZM254 223H256V222H254ZM99 224V225H98ZM264 224V223H263ZM259 225H260V223H259ZM262 225V224H261ZM0 226H1V224H0ZM128 226H129V228H128ZM95 227V228H94ZM255 227V226H254ZM260 227V226H259ZM94 228V229H93ZM258 228V227H257ZM136 231V234H135V232L133 233V231ZM145 230V229H144ZM92 231L93 232H95V233H92ZM127 232V231H126ZM86 233V234H87ZM93 234V235H92ZM256 234V233H255ZM255 234L253 235V237H255ZM136 235V236H135ZM258 235V234H257ZM92 236H93V238H92ZM135 237V238H134ZM257 237V236H256ZM255 237V238H256ZM259 237V236H258ZM262 237V236H261ZM264 237V236H263ZM125 238V239H124ZM129 238V240H128V242L126 243V244H124V243H122V242H126L125 240H127ZM134 238V239H133ZM123 239H124V241H123ZM249 239H251V238H249ZM248 239V240H249ZM257 239V238H256ZM256 239H253L254 241H252V240H250L249 241V245L247 246V247H249L248 249L249 250H245L246 252V254H244L243 255V260H248L247 258H250L251 260H255V261H257V258L258 257H260L259 256V254L261 253V250L262 249H264V245H262V244H260L258 241H256ZM262 239V238H261ZM260 239V242H262V241H264V239L263 240H261ZM85 240V239H84ZM247 240V241H248ZM246 240H244V242H245ZM244 242H242V243H244ZM1 243V242H0ZM84 243H86V242H83V244ZM245 244V243H244ZM246 245H247V243H246ZM0 246H2V244H0ZM85 246V245H84ZM241 246H242V244H241ZM244 246V245H243ZM247 247H245V248H247ZM130 251H129V250ZM217 249V248H216ZM8 248L7 247H5V248H3V247H1L0 248V264H5L6 262H7V260L9 259V258H11L12 259V257H10V256H8L9 255V252H8ZM132 250V251H131ZM233 251V250H232ZM231 251V252H232ZM202 252V251H201ZM231 252H229V254L231 253ZM235 252V251H234ZM233 252V253H234ZM10 253H11V251H10ZM235 253H237V251L235 252ZM12 254V253H11ZM94 254V255H95ZM213 254V253H212ZM228 254V253H227ZM201 255V254H200ZM204 255V254H203ZM224 255V254H223ZM233 256H234V254H232ZM231 255V256H232ZM190 256V255H189ZM222 256V255H221ZM225 256V255H224ZM230 256V258L232 259V257ZM237 256H239V257H241L239 254H237ZM8 259H7V258ZM96 258H97V256H95ZM99 257V256H98ZM206 257H208V259H210L209 258V255L208 256H205V258ZM239 257H237L239 260H240V258ZM200 258H201V256H200ZM204 258V257H203ZM222 258H224V257H222ZM222 258H220V259H222ZM234 258L235 259H237L236 258V255L234 256ZM6 259V260H5ZM101 259H103V258H101ZM105 259V260H106ZM208 259H205V260H208ZM212 259V258H211ZM227 259V258H226ZM228 259H229V257H228ZM259 259V258H258ZM260 259L262 260V259H264L263 257H260ZM212 260H214V259H212ZM225 260V259H224ZM224 260H219V258H216L214 261H211V264H224V262H227V261H232V260H226V261H224ZM112 262V261H111ZM7 264V263H6Z\"/></svg>",
    "mask_w": 264,
    "mask_h": 264
},
{
    "label": "snow or ice",
    "instance_id": "snow-or-ice-1",
    "mask_svg": "<svg viewBox=\"0 0 264 264\" xmlns=\"http://www.w3.org/2000/svg\"><path fill=\"white\" fill-rule=\"evenodd\" d=\"M5 7L8 5L5 4ZM264 64V61H262ZM86 146L82 145H68L67 149L69 153L73 156L78 155ZM15 197V194L10 187L8 178H7V169H5V180L4 187L0 189V201H2L5 205L11 202ZM46 214V213H45ZM34 216L40 215L39 206L37 205L33 211ZM15 235V231L12 228V225L5 221L3 227V236L5 240H10ZM48 246L52 249L56 250L58 255L57 258L53 259H42V260H19L13 261L12 264H81L72 254V252L68 249V246L64 244L59 238L57 233L52 232L48 234ZM261 256L264 257V249L261 250ZM122 264H158V261L153 257L151 251H147L143 258L137 260L135 258L129 259L127 261L122 262ZM224 264H264V259L260 261L255 260H240V261H227Z\"/></svg>",
    "mask_w": 264,
    "mask_h": 264
}]
</instances>
